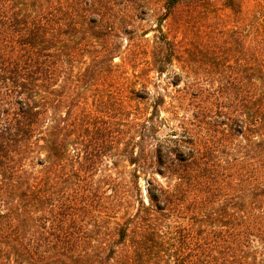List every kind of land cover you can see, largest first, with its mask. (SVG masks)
<instances>
[{
    "label": "trees",
    "instance_id": "obj_1",
    "mask_svg": "<svg viewBox=\"0 0 264 264\" xmlns=\"http://www.w3.org/2000/svg\"><path fill=\"white\" fill-rule=\"evenodd\" d=\"M199 2L0 0V264H264V3L220 0L185 81Z\"/></svg>",
    "mask_w": 264,
    "mask_h": 264
},
{
    "label": "rangeland",
    "instance_id": "obj_2",
    "mask_svg": "<svg viewBox=\"0 0 264 264\" xmlns=\"http://www.w3.org/2000/svg\"><path fill=\"white\" fill-rule=\"evenodd\" d=\"M199 3L200 6L198 8V12L196 13L195 18L193 19L191 24L187 26L186 29H183L180 33H174L175 38L179 40L182 45L188 43L190 46L194 47L195 50L194 56L196 61L193 62V68L190 74L191 77L186 78L183 74V80L185 81L196 80L199 82H204V79L207 77L206 71H213L212 60L210 58H206L205 54L213 56L212 51H215L216 46L214 41H216L218 29L215 16L218 9L217 7L220 6V0H200ZM243 3L244 5H253L255 3H264V0H243ZM148 7L149 11L152 14V12H155V9H157L158 2L154 1L152 5ZM154 21V16H151L149 14L145 19L135 22L136 28L134 38L131 41V55L133 57H141L143 55L142 46L147 43V40L151 42L154 33L151 28L154 24ZM144 32L146 33L144 34ZM122 37L123 38L120 41V50L126 51V47H128L130 41L127 39L126 35L122 34ZM206 49H208L207 53ZM115 62H120L119 57L115 58ZM134 69L138 71L139 67L136 68L135 66H126L125 75L132 77ZM174 73H180V69L176 62H173L172 65L168 66L167 70L163 74H158L154 71H151L149 73V76L152 79L151 85L149 86L152 96H155L157 95V92H160L166 94L167 96L165 99L169 100V96L173 94V88L170 85L169 81L173 78ZM153 84L155 86H153ZM182 85L183 82L180 83V86ZM135 86L139 87L140 84L137 83L135 84ZM94 88L100 91L103 87L97 86ZM163 88L167 89L168 92H164ZM74 95L75 92H70V97H73ZM87 95L91 98L92 92L89 91ZM128 169H131V166H129Z\"/></svg>",
    "mask_w": 264,
    "mask_h": 264
}]
</instances>
